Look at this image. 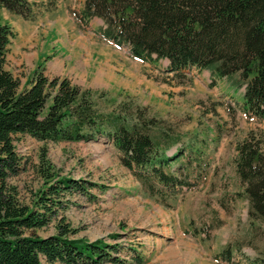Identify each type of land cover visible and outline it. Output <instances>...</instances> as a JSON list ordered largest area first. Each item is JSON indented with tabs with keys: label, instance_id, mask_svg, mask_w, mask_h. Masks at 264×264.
I'll return each mask as SVG.
<instances>
[{
	"label": "trees",
	"instance_id": "1",
	"mask_svg": "<svg viewBox=\"0 0 264 264\" xmlns=\"http://www.w3.org/2000/svg\"><path fill=\"white\" fill-rule=\"evenodd\" d=\"M58 2L0 0V10L33 21L57 10ZM70 12L81 30L93 19L101 20L96 33L125 49L132 59L150 65L165 61L161 74L177 84H184L193 71H207L213 82L230 80L243 89L242 113L264 121V0H83L79 11ZM14 36L9 25L0 23V264H42V259L47 264H124L118 255L122 246L107 242L119 235L93 241L74 238L75 232L63 222L54 235L34 233L57 217L63 198L90 196L91 188L103 191V186L59 176L43 164L44 186L31 206L21 204L17 189L8 183L21 171L13 137L27 135L52 143L103 137L119 153L122 166L163 205L196 186V181L185 180L172 168L183 156L201 151L178 145V134L132 101L110 113L100 112L90 90L67 78L49 79L41 66L22 87L6 69ZM235 152V173L248 203V219L251 224L264 223V133L249 131L235 144ZM128 250L134 264L144 263L135 249ZM213 260L238 264L230 244Z\"/></svg>",
	"mask_w": 264,
	"mask_h": 264
},
{
	"label": "rangeland",
	"instance_id": "2",
	"mask_svg": "<svg viewBox=\"0 0 264 264\" xmlns=\"http://www.w3.org/2000/svg\"><path fill=\"white\" fill-rule=\"evenodd\" d=\"M60 2L57 13H44L33 21L12 14L20 21L16 23L7 12L0 13V23L11 26L15 34L8 46L6 69L20 85L28 84L41 66L49 79L67 78L90 90L102 113L128 101L146 108L180 136L178 145H191L201 153L183 156L173 164V172L196 181V186L168 199L167 206L149 196L103 137L52 143L16 135L13 143L21 171L8 183L17 189L21 204L31 206L44 186L43 164L59 176L103 186V191L91 188L90 196L63 198L57 217L34 233L54 235L63 222L75 232L74 238L93 241L119 235L107 242L122 246L118 255L124 264H134L129 248L141 255L143 264H217L212 257L226 244L232 247L236 263L264 264V223L251 224L248 219V203L234 167L235 144L249 131L264 133V121L242 113L243 89L227 79L213 82L207 72L198 71L188 73L184 84H177L157 68L131 59L125 50L113 48L120 54L112 53L102 46L105 42L81 32L70 10L79 11L83 0ZM31 33L39 36L36 47L26 45ZM76 37L90 53L82 47L73 49ZM174 151L175 147L167 154Z\"/></svg>",
	"mask_w": 264,
	"mask_h": 264
},
{
	"label": "crops",
	"instance_id": "3",
	"mask_svg": "<svg viewBox=\"0 0 264 264\" xmlns=\"http://www.w3.org/2000/svg\"><path fill=\"white\" fill-rule=\"evenodd\" d=\"M29 2H34V3H40V2H46V1H48V0H28ZM60 1H64V0H60ZM59 1V2H60ZM67 1H69V0H67ZM61 3V2H60ZM58 9V8H57ZM7 12V15L6 16H8V18H13V15L10 13V12H8V11H5V10H0V13L1 12ZM57 10H55V11H53V12H51L52 14H54V13H57L56 12ZM4 14H6V13H4ZM16 16V15H15ZM14 19V18H13ZM14 21L16 22V23H20V21L17 19V18H15L14 19ZM76 21V20H75ZM96 23V22H98V24H97V27L95 28V27H93V23ZM77 23V22H76ZM102 21L101 20H99V19H93L90 23H89V27L86 29V30H81L79 27H78V29L81 31V32H88V33H91L92 34V36H94V37H96V38H98V39H100L102 42H105L106 44H108V45H106V44H103L102 46H104V47H109V49L111 48V50H112V53H115V52H118L119 54H120V52L119 51H116V50H114L113 48H116L113 44H111L110 42H108V41H106V40H104V39H102L96 32L99 30V28L102 26ZM77 26H78V24H77ZM11 27V26H10ZM17 32V31H16ZM39 36H37L36 35V33H31L30 35H29V37L27 38V40H26V45H28V47H36V46H38V44H39V38H38ZM79 39H80V37L78 38V37H76L75 38V41L74 42H71V45H72V47H73V49H75L76 47H79V48H83L86 52L88 51L89 53L91 52V50L89 49V48H87V47H85L84 45H82L81 44V40L79 41ZM92 42H94V44L95 45H97V42L96 41H94V40H92L91 38H89ZM90 41V42H91ZM91 42V43H92ZM41 44V43H40ZM72 49V50H73ZM117 49V48H116ZM115 52H114V51ZM118 50H125V49H118ZM126 51V50H125ZM126 53H127V51H126ZM127 55L129 56V54L127 53ZM114 57V56H113ZM113 57H112V59H113ZM130 57V56H129ZM131 58V57H130ZM132 59V58H131ZM140 62V61H139ZM140 63H142V62H140ZM160 63L163 65V66H165L166 65V62L165 61H162V62H159V63H157V64H154V65H151V66H153V67H155V68H157L158 69V71L161 73V70H162V68L160 67ZM88 64V63H87ZM142 64H148V63H142ZM150 65V64H149ZM202 72H207V71H202ZM125 73V72H124ZM208 73V72H207ZM208 76L210 77V75H209V73H208ZM213 258V257H212ZM214 261V260H213ZM214 262H216V261H214ZM217 263V262H216ZM218 264V263H217Z\"/></svg>",
	"mask_w": 264,
	"mask_h": 264
}]
</instances>
